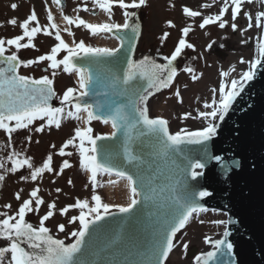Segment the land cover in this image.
<instances>
[{
    "label": "snow or ice",
    "instance_id": "snow-or-ice-1",
    "mask_svg": "<svg viewBox=\"0 0 264 264\" xmlns=\"http://www.w3.org/2000/svg\"><path fill=\"white\" fill-rule=\"evenodd\" d=\"M61 0H56L59 4ZM146 0H94V5L112 14L113 5H118L124 10V23H87L79 16L73 18L64 16L68 25L75 24L77 27L83 25L91 31L92 34L115 33L120 40V47H93L86 45L83 40L79 43L73 41L70 46L62 38L58 26L55 23L47 25L43 31L44 34L51 36L52 32L48 29H57L55 40L58 41L49 54L41 55L35 60L23 61L17 55L20 49L35 47L32 43L33 38L42 31L37 15L33 11L27 19L20 25L23 29L22 35H17L11 39L0 38V129H3L11 138V134L18 129H26L35 120H45L48 126L55 125L60 127L61 118L65 115V107L71 106L74 110H68L66 115L80 119L78 115L81 111L87 113V121L103 120L105 124L111 122L114 131L110 136H93L92 129L76 128L75 135L68 139L59 150V155H71L66 153L65 149L73 145L78 138V151L80 155V165L83 169L90 172V180L93 187L98 186V174L113 173L117 176L126 178L128 188L130 189L129 202L127 204H110L102 201L98 194H93L89 203L87 199H77L72 205L62 208V214L67 213L68 209L78 208L79 216H73L69 223L78 221L80 227L71 233L74 242L65 243L64 240L55 239L50 234V230L45 226V221L54 215L55 203L48 205L49 210L39 220V225L34 226L26 220V215L33 211H39L44 203L43 199L38 197L39 189H33L30 198L25 199L20 204L15 214L9 215L7 212H0V241L4 242L0 246V264H93L86 257L89 254L90 243H86L85 237L98 230H110L109 224L97 225V222L103 221L105 217L113 216L115 212L129 214L120 218L118 223L128 232V247L124 245L122 239L113 241L116 248L124 245L126 258L123 261H114L112 264H165L169 253L176 246L174 239L193 216L202 210L198 198H204L211 195L206 190H199L197 178L202 176V170L210 159L217 161L221 167L227 171L230 162L225 161L223 157L211 156L208 153L206 142L211 140L216 134L217 125L209 122L206 127L196 131L181 129L175 133H170L168 121L149 115L147 101L153 95V89L159 91L167 88L177 75V69L174 61L181 56L185 47L191 48L193 45L186 44V40L181 38L171 53L170 57H164L166 63H157L149 57L136 61L128 57V52H122L125 38L135 39L139 35V27L130 24L131 18L136 15L129 9H138L145 5ZM229 0H225V6L221 8L219 15L209 16L203 19L201 28L214 22L221 21L225 12L228 11ZM234 7L231 8L232 18L241 11L242 0H231ZM13 8L16 5H12ZM184 13L190 17L199 16L200 13L184 8ZM260 17L264 13H259L256 18L257 26L260 25ZM48 20L52 21L51 14ZM30 22H36L35 27L29 28ZM9 23L15 25L16 20ZM171 25V21L168 22ZM235 30L237 25L233 23ZM251 17H249L248 27H252ZM220 28L225 27V23L219 24ZM130 29L131 34H122V30ZM69 34H72L69 29ZM184 36L190 31L189 27L183 28ZM168 33L164 34L166 38ZM28 38L27 43H22L24 38ZM14 46L17 50L10 55H5L7 48ZM210 47V45H209ZM66 54L62 59H57L61 51ZM259 57L251 63L250 69L244 71L239 79H233L229 84L220 83L219 101L213 99L212 104H205L211 111L199 112V116L214 120L224 119L234 99L239 95V90L243 89L244 83L253 79L255 69L264 61V42L259 45ZM49 61V66L55 70L61 65L66 73H75L78 77V88L69 87L60 98V107H54L50 103L56 95L52 85L53 80L48 76H42L39 79H33L28 76L20 75L18 69L23 64L30 66L40 61ZM243 62V60L241 61ZM185 71L192 72L193 69L186 67ZM55 72H53V76ZM222 75L227 76L224 72ZM196 79L195 76L192 77ZM147 80V87L141 82ZM98 89H103L104 100L87 103L84 97L98 96L101 93ZM216 91L215 89L213 90ZM176 95L179 96L177 90ZM185 113V117L189 116ZM15 122L11 125L10 122ZM44 125L36 128L37 132L43 131ZM117 132L121 134L119 148L123 151V162H126L131 171H127L122 166V162L116 157L118 151L109 150L104 145H97V141L116 137ZM31 140V137H28ZM181 144L199 145L200 147L188 149L179 157L176 156L178 147ZM135 146V147H134ZM53 147H55L53 145ZM102 154V158H97V153ZM18 153L9 156L13 166L11 172L27 166L28 169H34L30 172L31 180L35 181L45 171H53L52 155L49 154L41 167H34L30 157H18ZM175 157V158H173ZM158 162L163 163L165 171H160ZM3 167V164H0ZM70 167L68 160H64L60 172ZM27 179V177H21ZM4 176L0 175V181ZM163 180V186L160 181ZM71 184V180H69ZM57 192L61 191L59 188ZM16 199H20V194L16 193ZM33 199L35 200V209H33ZM137 206H140L139 208ZM10 208L11 205H4ZM155 209V211H152ZM91 217V218H89ZM145 217L154 218L151 228L147 231H141ZM222 224L224 221H216ZM60 231H64V225L60 224ZM226 238L229 233H223ZM206 242L213 245L214 250L195 257L196 264H227L222 257L230 256L233 245L226 239H216L214 241L205 238ZM187 249L188 245H183ZM10 254V256H9ZM127 257H137L138 259H128Z\"/></svg>",
    "mask_w": 264,
    "mask_h": 264
},
{
    "label": "rangeland",
    "instance_id": "rangeland-1",
    "mask_svg": "<svg viewBox=\"0 0 264 264\" xmlns=\"http://www.w3.org/2000/svg\"><path fill=\"white\" fill-rule=\"evenodd\" d=\"M14 4L15 8L12 7ZM224 6L225 0H146L145 5L140 8L128 10L136 11L142 23L138 53L149 52L164 58L171 56L181 38L186 40V44L193 45L191 48L185 47L181 56L177 58V75L172 85L169 89L156 94L151 101V115L165 118L172 133L181 129L196 131L206 127L209 122L216 123L218 117L207 121L208 119L199 116V112L211 111V108H206L205 104H212L213 99L218 103L220 83L230 85L231 80H238L244 71L250 69L252 61L258 58L256 47H259L258 44L261 43L264 35V17H260L259 27L256 18L259 13H264V0H242L241 11L236 15L235 20L231 12L234 5L229 0L228 11L221 21L206 25L204 28L200 27L203 19L219 15ZM186 7L199 12L200 15L188 16L184 13ZM33 11L37 15L42 31L32 40L35 47L20 49L17 52L23 61L35 60L41 55L49 54L51 48L58 43L55 40L57 29H48L52 32L51 36L44 34L43 29L51 23L58 26L62 38L70 46L73 45V41L79 43L83 40L86 45L93 47H116L115 43L118 39L111 33L92 34L83 25L79 27L75 24L68 25L64 16L73 18L79 16L87 23L94 24L124 23V10L116 4L113 5L112 14L109 15L95 6L94 0H67L65 8H61L56 0H0V38L7 40L22 35L23 29L20 25ZM49 14L53 17L52 21L48 20ZM249 17L253 25L250 28ZM13 19L16 20L15 25L9 23ZM221 22L225 23L224 28L219 27ZM233 23L237 25L235 30L231 26ZM35 26L36 22H30L29 28ZM185 27L190 28L187 36H184L182 31ZM65 29H69L72 34ZM165 33H168L166 38ZM21 42L27 43L28 38L25 37ZM6 48L9 53L17 51L14 46L6 45ZM65 54L66 52L62 50L57 55V59H62ZM49 64L47 60L27 67L22 64L20 73L33 79L48 76L53 80L56 100L60 101L67 88H78V77L74 72H64L62 65L53 70ZM186 67L192 68L193 71H185ZM53 72H55L54 76ZM224 72L228 75H222ZM193 76L196 77L195 80L192 79ZM177 90L179 96L176 95ZM68 110L74 109L71 106L65 107V115L61 118L59 128L55 125L48 126L46 119H37L28 128L16 130L11 134V138L5 130L0 129V164H3V167H0V175L4 176V180L0 181V212L15 214L20 204L30 198L31 191L38 188V197L42 198L44 203L39 211L28 213L26 220L38 226L40 218L49 210L48 205L54 202V215L45 221V226L50 229L53 236L71 242L74 239L71 233L78 230L80 225L78 221L69 223V220L73 216H79L80 210L70 207L67 213L62 214L60 211L62 208L74 204L77 199H87L90 205L94 204L91 200L93 194L100 195L105 203L127 204L130 189L126 178L109 173L99 174L97 176L99 184L93 187L86 172L79 170L78 145H69L65 149V152L71 155H59L60 148L75 135L76 128L90 127L93 136L110 134L113 130L110 122L105 124L100 120L87 121V113L84 111L78 114L80 119L68 117L66 115ZM185 113L190 115L185 117ZM14 123V121L10 122L11 125ZM42 124L44 130L37 132L36 128ZM28 137H31V140ZM13 153L19 154L13 159L30 157L34 167H41L47 156L51 154L53 171H45L35 181L30 178V172L34 169H28L27 166L11 172L13 164L9 156ZM64 160L69 161L70 167L65 168L61 173L60 168ZM110 185L113 188L111 190L107 188ZM58 188L61 191L57 192ZM16 193L20 194V199H16ZM6 204L11 207L5 208ZM32 207L33 209L36 207L34 199ZM223 216H226L225 213L214 210L193 214L185 228L177 233L174 239L176 246L170 252L165 264H193L196 255L210 246L205 238L213 240L223 231L225 225ZM216 221H224L221 231L217 227H221L222 224ZM60 224L64 225V231L59 230ZM185 243L188 245L187 249L183 247ZM3 245L4 242L0 241V246Z\"/></svg>",
    "mask_w": 264,
    "mask_h": 264
},
{
    "label": "water",
    "instance_id": "water-1",
    "mask_svg": "<svg viewBox=\"0 0 264 264\" xmlns=\"http://www.w3.org/2000/svg\"><path fill=\"white\" fill-rule=\"evenodd\" d=\"M66 2L67 0H61L59 4L64 8ZM134 12L136 15L131 18L129 23L139 27V35L133 40L126 37L122 52H127L131 47L132 50L127 54L133 60L139 61L144 57H149L157 63H166L165 60H160L156 55L150 53L137 54L142 26L137 12ZM124 33L130 35V29L122 30V34ZM112 34L115 35V33ZM262 40L264 42V36ZM5 55L10 54L5 53ZM176 63L174 61V66L177 68ZM18 73L20 74L19 69ZM141 82L147 87V80ZM163 89L165 88L159 91L152 90L153 95L147 101L148 108L153 96L160 91L163 92ZM98 91L101 93L100 95L84 97L83 100L87 103L103 102L104 90L98 89ZM50 103L52 106L56 104L54 107L61 106L60 101H56V95ZM150 117L156 118L157 116ZM216 125V134L206 142L207 150L209 155H219L225 161L230 162V167L225 171L217 161L210 159L205 168L199 170L202 171L203 175L192 183H197L199 190H206L211 193L208 197L198 198L201 211L218 210L219 213L227 215L224 232L227 231L229 235L225 238L222 234L218 238L226 239L233 245L231 255L222 257L227 264H264V61L255 69L253 79L244 83L243 89L239 90V95L232 102L228 112L224 115V119L218 118ZM169 132L171 133L170 129ZM121 139V134L117 132L116 137L97 141V145H104L109 150L118 151L119 155L116 159L122 162L125 170L130 172L131 167L123 162V151L119 148ZM177 147L176 156L179 157L188 149L200 146L181 144ZM97 158L101 159L102 154L98 152ZM158 166L160 171H165L163 163L158 162ZM113 174L116 173L113 172ZM163 184L164 181L161 180L160 186ZM113 212L115 218L108 216L103 221L97 222V225L109 224L110 230H98L96 233H92L91 229L95 227L93 225L90 226V233L85 237L86 243H90L89 254L86 258L93 264H112L114 261H123L126 258L124 245L130 247L128 245L129 234L118 221L129 214L118 213L115 210ZM153 219L145 217L140 230H150ZM53 238L59 239L54 236ZM120 239L124 241V245L118 249L113 245V241ZM71 242H74V239ZM65 243L67 244V242ZM209 245L213 248L211 243ZM213 250L214 248L210 251ZM127 258L138 259L137 257ZM210 264H215V262H210Z\"/></svg>",
    "mask_w": 264,
    "mask_h": 264
},
{
    "label": "bare ground",
    "instance_id": "bare-ground-1",
    "mask_svg": "<svg viewBox=\"0 0 264 264\" xmlns=\"http://www.w3.org/2000/svg\"><path fill=\"white\" fill-rule=\"evenodd\" d=\"M261 35V34H260ZM259 38H260V36H259ZM258 38V39H259ZM263 41V40H262ZM262 41H261V43H262ZM118 41H116V46L118 45ZM258 45H260V44H258ZM256 50H257V54H259V47L257 46L256 47ZM259 56V55H258ZM162 59V58H161ZM163 60V59H162ZM255 60V59H254ZM253 62V61H252ZM213 101V100H212ZM218 104V103H217ZM212 110V109H211ZM207 121H212V120H210V119H208ZM113 131V130H112ZM79 144V139H77V141L75 140L74 141V144L73 145H75V146H77ZM77 158H78V160H79V170L80 171H82V172H86V175H87V177L89 178L90 177V172L88 171V170H86V169H83L82 167H81V165H80V155H79V153H78V156H77ZM99 175V174H98ZM109 190H111V189H113L112 188V186L110 185V186H108L107 187ZM118 198V197H117ZM226 215V214H225ZM223 218H225L226 219V216H223ZM222 227H223V224H222V226L221 227H217L218 229H219V231H221V229H222ZM225 227H226V223H225V225H224V229H225ZM224 229H223V231H221V233L218 235V237H216V238H214L212 241H214V240H216V239H218V238H220V236L222 235V233L224 232ZM210 249H213L211 246H209L208 248H207V250H210ZM207 250H204V251H207Z\"/></svg>",
    "mask_w": 264,
    "mask_h": 264
}]
</instances>
